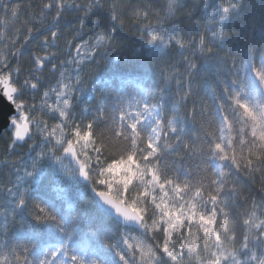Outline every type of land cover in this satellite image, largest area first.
I'll use <instances>...</instances> for the list:
<instances>
[{
	"label": "trees",
	"instance_id": "trees-1",
	"mask_svg": "<svg viewBox=\"0 0 264 264\" xmlns=\"http://www.w3.org/2000/svg\"><path fill=\"white\" fill-rule=\"evenodd\" d=\"M48 2L0 0V67L12 71L31 129L22 145L11 132L0 135V264H124L121 255L135 264L125 238L158 248L165 219L183 223L179 212L187 213L197 187L199 212L211 210L214 195L222 202L214 225L203 220L218 238L189 217L170 241L177 251L185 245L178 264L238 252L249 223L264 221V141L236 104L264 112V0H51L47 9ZM49 54L55 71L30 91L33 58ZM49 87L56 91L46 94L47 106L40 94ZM61 95L65 110L51 111ZM137 105L159 112L153 150V128L125 114ZM89 123L91 142L74 141L73 128ZM70 143L75 159L62 154ZM120 164L128 170L113 192L99 173ZM96 191L144 209L145 233L100 210ZM37 204L55 219L37 220ZM153 264L172 261L160 254Z\"/></svg>",
	"mask_w": 264,
	"mask_h": 264
},
{
	"label": "snow or ice",
	"instance_id": "snow-or-ice-1",
	"mask_svg": "<svg viewBox=\"0 0 264 264\" xmlns=\"http://www.w3.org/2000/svg\"><path fill=\"white\" fill-rule=\"evenodd\" d=\"M45 7L48 9L52 7L51 0H49V2L45 5ZM224 11L227 12L228 9L225 8ZM53 35L55 34L53 33ZM100 39H103V37H100ZM156 39H157V35L153 34L151 36V40H156ZM6 67H7L6 65L4 67H0V85H3L4 88L6 89V95L9 97V99H13V95L17 91V89L11 83L12 71L11 70L6 71L5 70ZM192 67H195V65H192ZM15 70L17 72L19 71L18 68ZM65 104H67V101H65ZM236 104L237 106L241 107V109L243 110V115L252 120L253 135L259 136V138L262 141H264V112L255 113L254 110L251 108V106L247 104V102H242L238 98H236ZM60 115L64 116L65 113L61 112ZM137 115L139 116L140 114L137 113ZM121 118L123 119L124 117L122 116ZM13 123L15 124L14 136L17 139L23 140L24 137L28 135L29 132L31 131L30 121L27 119V117H23L22 120L20 121H17L15 118H13ZM56 127L59 128L60 125L57 124ZM132 128H133V133L138 135V133L136 132V124H133ZM94 135L95 133L93 131V125L91 123H89L83 128L81 127L73 128L74 141H78L80 143L91 142V139ZM73 147L74 145L70 143L65 148V151L71 152L73 151ZM215 147L217 148V150L222 149V146L219 143H217ZM83 174L87 175L86 172H83ZM167 183H171V182H166L165 187H167ZM173 187L176 188L178 191H187L188 188L191 186L174 185ZM203 191L204 190L202 187H197L193 189V197L190 202V205L187 206V213H185L183 210L179 212V216L184 218L183 223L177 224L174 223L172 220L165 219V225H166L165 232L167 238L164 241V243H162L158 248H154L152 245H145L140 240H135V239L129 240L125 238L124 243L131 250L135 264H153V259L160 254H164L167 257H169L170 260L172 261V264H178L179 259L182 258L184 254L185 245L181 244L179 246L180 250L177 251L174 248L170 247V241L173 235V231L179 233L184 230L185 224H188L189 222V217H191V224H199L201 231H203L206 235H216L218 238V234L214 232V229L212 231H209V228L203 224V220L207 219L210 222V224L214 225L218 215L220 214L219 209H221L223 205L219 197L214 195L210 198L212 205L211 210L208 212H199L198 211L199 206L196 204V200L202 196ZM101 195L106 198V202L114 203V201L107 199V194L101 193ZM17 203L18 205L25 204V198L23 195L20 197ZM203 206L207 208L208 203L205 202ZM36 207L39 208L42 213H44L43 216H37L36 217L37 220H41L45 218L55 219V217L52 216L47 211L46 208L41 207L39 204H37ZM117 210L121 211L126 219H136L143 221L145 210L142 208H138L135 205H132L127 209L117 206ZM161 216L163 217V213H161ZM184 239L188 245V250L191 251L196 239L195 235L192 232L191 225H189L187 230L185 231ZM76 259H77L76 257H73V260ZM121 259L124 261V264H130V261L124 255H121ZM41 264H44V262H41ZM81 264H83V261H81ZM131 264H133V261L131 262ZM213 264H222V261L219 257H217L213 262Z\"/></svg>",
	"mask_w": 264,
	"mask_h": 264
},
{
	"label": "rangeland",
	"instance_id": "rangeland-1",
	"mask_svg": "<svg viewBox=\"0 0 264 264\" xmlns=\"http://www.w3.org/2000/svg\"><path fill=\"white\" fill-rule=\"evenodd\" d=\"M56 91L53 87L47 88V90L41 92V97L43 100H46L47 106L50 102L51 96H47V93H51ZM68 95V93H65ZM79 95L82 94V91L78 93ZM69 97V96H68ZM57 102V106H51L53 109L48 108L51 111L54 109H58L59 111H63L66 108L65 101L67 98L65 95H61V99L57 96L55 98ZM140 106L137 105L135 109H125V114L129 115L132 122H136L148 127L153 128L152 134L149 138V143L151 145V149L155 148V132H159L160 124H159V112L156 109L148 110L147 112H143ZM137 113L140 115L138 116ZM25 117V116H23ZM155 134V135H154ZM83 150V148H79ZM77 150V149H76ZM82 153V151H81ZM78 155V152H77ZM78 162V161H77ZM79 166V163H78ZM128 170V165H110L108 167H104L102 173H99L100 178L102 181H106L111 186V191L119 192V189L122 187L123 180L125 179L126 172ZM249 229L247 231V236L244 237V244L240 248L238 252H234L232 254L222 255L219 257L222 261V264H264V221L256 220L254 222L249 223ZM261 224L259 230L254 232L255 226ZM216 259V258H215ZM215 260L210 261V264H213Z\"/></svg>",
	"mask_w": 264,
	"mask_h": 264
},
{
	"label": "water",
	"instance_id": "water-1",
	"mask_svg": "<svg viewBox=\"0 0 264 264\" xmlns=\"http://www.w3.org/2000/svg\"><path fill=\"white\" fill-rule=\"evenodd\" d=\"M44 59L48 60L49 57L46 56ZM116 59H117V56H115V60ZM41 67L42 65L39 64L37 69H40ZM32 88H36V87L32 86ZM16 94H17V91L14 93L13 99H9V97L6 95V89L4 88L3 85H0V134L4 130H11L12 125L14 126V130H15V124L13 123V118L19 115L18 108L22 107L21 105L18 107L15 105L14 97ZM28 135H26L23 140H20V139H17L13 134L14 139L16 140L18 144H22L27 139ZM64 154L65 155L69 154L70 157H74L76 154V151L73 147V151L71 152L64 151ZM101 193L107 194V199L114 201V203L106 202V198L102 196ZM93 198H94V201L97 207L100 210L110 214L119 224L134 228L143 234L145 233V228L143 227L142 221L136 220V219H126L125 216L122 214V212L117 210V206L121 208H125V209L129 208L128 206L116 200L114 197H112L108 193L102 192V191L96 192ZM114 205H117V206H114ZM258 228H259V225L256 227L255 230L257 231Z\"/></svg>",
	"mask_w": 264,
	"mask_h": 264
},
{
	"label": "flooded vegetation",
	"instance_id": "flooded-vegetation-1",
	"mask_svg": "<svg viewBox=\"0 0 264 264\" xmlns=\"http://www.w3.org/2000/svg\"><path fill=\"white\" fill-rule=\"evenodd\" d=\"M55 35H52L51 37H50V41H54V39H55V37H56V33H54ZM47 41H44L43 43H42V48L45 50V47L47 46ZM50 55V54H49ZM46 55H42L41 57H40V63H42V67L40 68V69H37V67H35V66H37V63L34 61V59L35 58H33V62H34V67H33V69H32V71H31V75H30V77H29V81H31V82H33L34 81V83H39V82H41L42 80H43V77H44V72H46V71H49V72H53L54 70H52V67L53 66H55L56 65V63L53 61V59L51 58L49 61H45L44 60V58L43 57H45ZM30 83V82H29ZM78 87H80V88H82V89H84V86H78ZM28 88H29V90L30 91H36L37 89H38V87L36 86V88L35 89H32L31 87H29L28 86ZM22 118L23 117H21V116H19V117H17L16 118V120L17 121H20V120H22ZM13 131V129L10 131V132H12Z\"/></svg>",
	"mask_w": 264,
	"mask_h": 264
},
{
	"label": "clouds",
	"instance_id": "clouds-1",
	"mask_svg": "<svg viewBox=\"0 0 264 264\" xmlns=\"http://www.w3.org/2000/svg\"><path fill=\"white\" fill-rule=\"evenodd\" d=\"M14 87H17L16 83L14 81L11 82Z\"/></svg>",
	"mask_w": 264,
	"mask_h": 264
}]
</instances>
